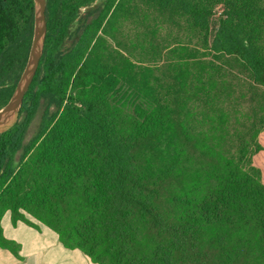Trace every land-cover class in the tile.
Instances as JSON below:
<instances>
[{
	"label": "trees",
	"instance_id": "1",
	"mask_svg": "<svg viewBox=\"0 0 264 264\" xmlns=\"http://www.w3.org/2000/svg\"><path fill=\"white\" fill-rule=\"evenodd\" d=\"M144 2L136 25L181 18L203 51L177 60L166 86L136 56L177 36L119 40L117 0H47L43 58L0 134V247L20 249L2 234L10 212L95 264H264V0ZM33 31L34 0H0V110ZM42 99L56 112L24 146Z\"/></svg>",
	"mask_w": 264,
	"mask_h": 264
},
{
	"label": "rangeland",
	"instance_id": "2",
	"mask_svg": "<svg viewBox=\"0 0 264 264\" xmlns=\"http://www.w3.org/2000/svg\"><path fill=\"white\" fill-rule=\"evenodd\" d=\"M120 3H122L121 5L124 8V13L119 17L118 23L113 30V33L119 37V40H123V36L132 33L136 35L137 39L140 40V42L143 44L148 45L150 41L158 40L160 41V44L162 43L166 45L170 43L174 37L177 36L179 45L174 48H166V50H164V53H162L161 55L158 51L156 52V50L147 49V55L136 56V58H138L137 65L146 69V71H141L140 75L143 78L150 79L151 84L158 87L166 86L172 74V69L175 70L178 67L175 65L177 64V60H181L183 64H190L191 57L196 54H198L199 57L201 56V53L203 51L199 50L200 47L198 35L194 30L184 28L181 18H175L178 20L176 22H181L179 26L170 27V25L168 26L165 23H161L158 27L151 28L146 31L140 25H136V23L133 21L138 19L143 20L142 10H146V3L144 2V0H117L116 5ZM135 9L140 14V17H134L133 15H131V13L133 12L132 10ZM112 12H114V9H112L111 14ZM223 12V5L217 7L215 10L214 19L217 20ZM127 16H129V18ZM147 21L158 22L155 20L154 15L148 17ZM159 21L166 22V20ZM178 48H182V50L180 52H177L176 50ZM56 109V105L50 104L49 100H41L35 118L29 128L24 146H26L30 142V140L37 135L42 124L43 117L46 114H54L56 112ZM22 154L23 150L19 152L17 158H20ZM31 220L36 222L32 218Z\"/></svg>",
	"mask_w": 264,
	"mask_h": 264
},
{
	"label": "crops",
	"instance_id": "3",
	"mask_svg": "<svg viewBox=\"0 0 264 264\" xmlns=\"http://www.w3.org/2000/svg\"><path fill=\"white\" fill-rule=\"evenodd\" d=\"M5 239L20 246L18 254L0 247V264H95L79 249L66 248L52 229L28 223H13L10 212L1 220Z\"/></svg>",
	"mask_w": 264,
	"mask_h": 264
},
{
	"label": "water",
	"instance_id": "4",
	"mask_svg": "<svg viewBox=\"0 0 264 264\" xmlns=\"http://www.w3.org/2000/svg\"><path fill=\"white\" fill-rule=\"evenodd\" d=\"M47 31V0H34V31L29 57L11 99L0 110V134L19 121L24 99L44 55Z\"/></svg>",
	"mask_w": 264,
	"mask_h": 264
}]
</instances>
